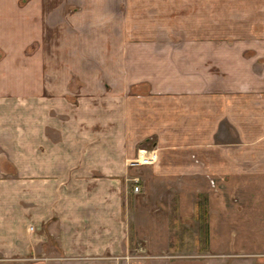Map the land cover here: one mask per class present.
Here are the masks:
<instances>
[{
	"label": "crops",
	"instance_id": "0c3cea01",
	"mask_svg": "<svg viewBox=\"0 0 264 264\" xmlns=\"http://www.w3.org/2000/svg\"><path fill=\"white\" fill-rule=\"evenodd\" d=\"M18 1L0 0V264H264V0ZM73 85L85 126L58 143L42 118L75 112ZM141 140L156 160L131 165Z\"/></svg>",
	"mask_w": 264,
	"mask_h": 264
},
{
	"label": "rangeland",
	"instance_id": "374dc122",
	"mask_svg": "<svg viewBox=\"0 0 264 264\" xmlns=\"http://www.w3.org/2000/svg\"><path fill=\"white\" fill-rule=\"evenodd\" d=\"M21 1H23V0L18 1L19 4H22ZM74 1H75V3H77L80 0H73V2ZM86 1H88V0H86ZM90 1H92V0H90ZM26 2H27V0H26ZM123 21H124V19H123ZM58 36H59V32L57 33V38L55 39L56 49L58 50V48L60 47V52H62L63 50H65L67 43L70 41L66 40L64 38V36H62V37H61V35H60V37H58ZM94 42H96V41H90V43H94ZM105 42L107 43V41H105ZM38 47H39L38 43H35V42L34 43L33 42L27 43L25 45V47L22 49V52H21L22 56H17V57L9 56V63L10 64H18L21 62L22 58L29 60V62L31 63L30 59H33V54L36 52ZM49 47H50L49 41H47L46 38L44 40H42V48L44 50L45 49L47 50V48H49ZM78 48H80V47L78 46ZM44 50H43V52H44ZM3 56H4V52L0 49V59H2ZM72 79H73V81H78L76 76H73ZM68 91L69 92L64 95V98L67 100L68 103H70L69 106L73 110H75V112H72V114H66L63 112L62 113H56L55 116H53V115L50 116L49 113H46L45 119L42 118V122H41L42 128L44 127V129H50L51 131H54V132H51V134L55 133L54 137H56V142H58V143H64L65 136H62V132L64 133L65 129L71 130L73 128H81V127L85 126L83 123L86 122V118H84V120L82 121V118L79 117L80 116V104L77 102V99H76L77 98L76 95H78V96L80 95L79 87L78 86L77 87H75V86L71 87V88H69ZM18 114H19V112L17 113V115ZM14 115H16V113L12 112V110H10V111H2L1 110L0 111V119H5V117H7L8 119H11ZM52 117H54L57 120L56 125L50 123V118H52ZM72 117L74 118L73 121H71ZM72 138H74V137H72ZM146 140H148V139H146ZM146 140H141L140 142H138L136 144L137 146L135 149V157L134 158L137 157L138 150H142V149L148 150V141H146ZM68 154H69L68 152H64V151L60 150L57 152L56 155H57L58 159H65V158H67ZM129 159H126V160H129ZM135 182H137V185H138L139 184V178L135 179ZM138 186H139L138 191H140V185H138Z\"/></svg>",
	"mask_w": 264,
	"mask_h": 264
},
{
	"label": "built area",
	"instance_id": "2783aa9c",
	"mask_svg": "<svg viewBox=\"0 0 264 264\" xmlns=\"http://www.w3.org/2000/svg\"><path fill=\"white\" fill-rule=\"evenodd\" d=\"M156 160V155L152 150L142 149L138 150L137 157L130 160L129 164L131 165H148L154 163ZM133 190L137 192L139 187L134 186Z\"/></svg>",
	"mask_w": 264,
	"mask_h": 264
},
{
	"label": "clouds",
	"instance_id": "9594fccd",
	"mask_svg": "<svg viewBox=\"0 0 264 264\" xmlns=\"http://www.w3.org/2000/svg\"><path fill=\"white\" fill-rule=\"evenodd\" d=\"M102 26V25H101Z\"/></svg>",
	"mask_w": 264,
	"mask_h": 264
}]
</instances>
